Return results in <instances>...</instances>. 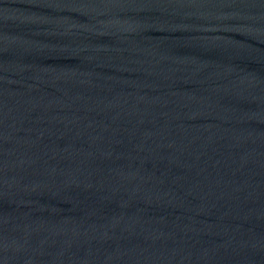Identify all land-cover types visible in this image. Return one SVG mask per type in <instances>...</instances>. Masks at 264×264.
Instances as JSON below:
<instances>
[{
    "label": "water",
    "instance_id": "1",
    "mask_svg": "<svg viewBox=\"0 0 264 264\" xmlns=\"http://www.w3.org/2000/svg\"><path fill=\"white\" fill-rule=\"evenodd\" d=\"M0 264H264V0H0Z\"/></svg>",
    "mask_w": 264,
    "mask_h": 264
}]
</instances>
